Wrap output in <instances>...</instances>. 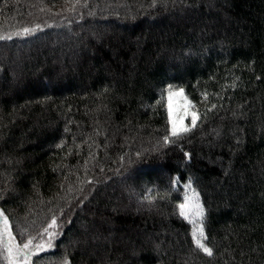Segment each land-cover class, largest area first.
I'll use <instances>...</instances> for the list:
<instances>
[{
    "label": "trees",
    "instance_id": "trees-1",
    "mask_svg": "<svg viewBox=\"0 0 264 264\" xmlns=\"http://www.w3.org/2000/svg\"><path fill=\"white\" fill-rule=\"evenodd\" d=\"M0 37V213L30 264H264V0H0Z\"/></svg>",
    "mask_w": 264,
    "mask_h": 264
},
{
    "label": "rangeland",
    "instance_id": "rangeland-1",
    "mask_svg": "<svg viewBox=\"0 0 264 264\" xmlns=\"http://www.w3.org/2000/svg\"><path fill=\"white\" fill-rule=\"evenodd\" d=\"M170 93H181V90H173ZM169 93V94H170ZM169 94H168V102L167 107L169 105ZM169 113V110H168ZM192 114L190 111L189 103L187 99L184 97L183 93L182 95H173L172 96V114H171V125L172 122L175 121L177 124V127H184L187 124L188 119H192ZM187 189V194L185 195V198H191V203L195 204L198 203L194 193L191 190ZM185 198L183 203H185ZM1 214V213H0ZM191 219H194L196 221L195 224H193L194 229H196L199 225L197 223V220L199 218L190 216ZM45 238H48L50 232L44 233ZM12 247V255H9L8 247ZM0 250L3 251L5 259L7 260L8 264H30V257L32 253L38 252L41 247H30L19 254H17L16 246H21L16 243V241L13 239L12 235L10 234L7 226V232H5V226H4V218L2 215H0ZM44 247V246H43ZM46 247V246H45ZM25 256H27V260L25 259Z\"/></svg>",
    "mask_w": 264,
    "mask_h": 264
},
{
    "label": "snow or ice",
    "instance_id": "snow-or-ice-1",
    "mask_svg": "<svg viewBox=\"0 0 264 264\" xmlns=\"http://www.w3.org/2000/svg\"><path fill=\"white\" fill-rule=\"evenodd\" d=\"M25 32H28L29 29H25ZM0 39H4V37H0ZM173 95H182V91L181 93H170L169 94V105H168V110H169V117L171 119V114H172V96ZM196 124V116L193 115L192 118V125L193 127ZM190 131L189 128L187 127H177V124L175 121L172 122V129H171V135L173 136H179L182 133L188 132ZM167 137H165V140L167 141ZM179 209H180V215L183 216L185 219H188L190 223L195 224L196 221L194 219H191L190 216H194L199 218L201 221L203 220V216H204V209L203 207L199 204V203H191V198H185V203H182L179 205ZM2 215V214H0ZM55 223V221H53V224ZM4 226H5V232H7V226H8V222H7V217H4ZM197 233L199 234L197 236ZM193 238L195 240V243L197 245L198 248H200L205 254L211 256L212 253V249L206 247L203 243L202 240L206 239L207 237L204 236V229L202 226V223L200 224V226H198L194 231H193ZM14 239V238H13ZM32 244V240H29L27 243H23L21 246H16V251L17 254H19L20 252L26 250L29 248V246ZM12 247L13 246H9L8 247V252L9 255H12ZM38 247L43 248V245H40ZM25 259L27 260V256H25Z\"/></svg>",
    "mask_w": 264,
    "mask_h": 264
}]
</instances>
